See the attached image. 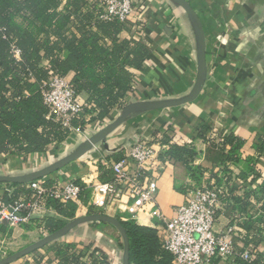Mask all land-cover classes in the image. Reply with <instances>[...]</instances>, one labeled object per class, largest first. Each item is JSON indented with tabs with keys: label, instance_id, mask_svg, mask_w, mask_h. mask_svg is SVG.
I'll return each instance as SVG.
<instances>
[{
	"label": "crops",
	"instance_id": "1",
	"mask_svg": "<svg viewBox=\"0 0 264 264\" xmlns=\"http://www.w3.org/2000/svg\"><path fill=\"white\" fill-rule=\"evenodd\" d=\"M187 1L197 12L206 36L209 76L200 96L182 107L133 114L104 142L90 150L95 153L98 149L96 163L92 160L87 166L81 162L90 153L88 152L62 172L53 175H57L58 181H64L75 180L77 176L82 178L90 173L99 181L96 166L98 161L111 165L118 161L116 159L120 150H128L140 139L146 140L159 135L169 137L173 143L195 148L199 156L193 166L202 168V176L197 183L184 164L173 162L165 166L156 196L161 211L168 218H174L176 209L185 204L186 186H210L213 181L219 180L222 185L221 177L228 175L231 197L218 212L215 232H224L236 224L239 236H243L241 239H235L236 251L243 252L248 249L245 242H249L251 247L254 239H257L260 240L259 251L264 255V233H259L256 222L262 219L264 212L250 202L248 206L243 202H236L242 201L246 191L254 188L251 181L255 175L250 172L249 160L256 161L255 173L264 179V0ZM92 2L95 3L96 0ZM135 4L141 9L139 22L144 26L145 36L151 46V56L143 69L134 71V91L126 97V102L130 104L177 100L188 96L195 84L198 70V39L194 25L185 11L171 0H135ZM128 26L121 34L123 40L131 39ZM134 27L132 26V30L136 31ZM134 39H138V36ZM87 99L84 94L80 96V102L83 104H86ZM118 111L120 110H114L104 123L117 120L119 116H115ZM96 124L97 130L93 132V136L100 131L99 126L103 123L88 125L90 128ZM84 133L72 132L65 143L52 145L45 154H0V176H23L54 164L64 158L63 155L71 153L80 142L85 141ZM222 133L234 134L245 142L240 163L228 162L226 166H219L222 155L200 137L205 136L212 142L218 140ZM71 167L79 168L73 172ZM222 173L224 174L221 175ZM49 179L52 180L53 177ZM260 182L257 181V185ZM3 195L1 188L0 196ZM89 202H83L84 206L81 208L89 210ZM81 208H78L77 214ZM122 208H125L124 204ZM106 211L111 217L129 218L128 214L117 206ZM48 216L57 217L58 214L51 209ZM236 218H239V223H236ZM248 223L252 224L251 230L246 228ZM137 224L156 230L161 241L164 226L158 220L142 218ZM28 225L24 226L26 228H22L23 225L18 226L14 230L15 234L30 240L32 235L27 230ZM81 227L84 226L78 228ZM78 228L65 236L68 243L95 241L93 247L103 251L113 264H121L124 249L118 239H115L116 236L112 237L114 234L109 236L105 234L106 231L100 232V229L88 233V228ZM243 232L246 235H243ZM37 242L38 239L31 240V244ZM39 252L38 258L31 256L34 257L32 261L28 257L13 264H57L55 254L49 247ZM216 261V264H245L237 257L228 261Z\"/></svg>",
	"mask_w": 264,
	"mask_h": 264
},
{
	"label": "trees",
	"instance_id": "2",
	"mask_svg": "<svg viewBox=\"0 0 264 264\" xmlns=\"http://www.w3.org/2000/svg\"><path fill=\"white\" fill-rule=\"evenodd\" d=\"M100 3L101 0L95 3L92 0H0L1 155L45 154L52 145H61L69 139L72 132L49 117L44 104L43 93L54 77L68 80L79 102L81 95L88 97L84 114L72 120V127L80 132L88 125L104 123L114 110H123L129 104L126 97L134 91V71L147 64L151 46L144 29L140 32L132 30L133 23L101 20L103 10ZM127 26L132 36L123 40L121 34ZM135 36L138 39H134ZM14 47L21 52L20 58L14 56ZM200 137L222 155L219 166H226L228 162L240 163L245 142L238 136L222 133L212 142L205 136ZM163 143L169 146V150L161 154V159L184 164L193 180L199 183L202 168L193 166L199 156L195 148L173 143L169 137H164ZM117 156L116 160H121L122 156ZM248 162L250 172L255 175L251 181L254 188L246 191L242 201L236 202H243L245 206L250 202L264 212V179L255 173L256 161ZM96 166L101 183L114 180L109 164L98 162ZM259 180L261 182L257 185ZM30 184L8 185L15 190L10 202L34 200ZM54 184L55 181L46 182L49 187ZM218 184L221 185L220 180ZM85 196L83 202L87 204L89 195ZM48 206L61 217L48 216L42 220L45 230L51 234L63 228L67 221L76 219L78 206L75 203L64 205L50 200ZM100 212L97 207L89 206L90 215L102 214ZM117 219L129 240L130 264H173V256L163 249L156 230L139 226L123 216ZM40 221L33 219L34 223ZM256 222L261 224L263 220ZM91 225L97 229L106 224ZM8 226L0 224V233L9 234ZM246 228L251 230L252 224L248 223ZM259 242L257 239L252 242L255 253L252 264H264ZM121 246L124 249L123 243ZM48 247L55 254L57 264H102L109 260L97 248L79 251L76 246L59 245L58 242ZM245 247L250 248V243L245 242ZM39 251L32 255H38Z\"/></svg>",
	"mask_w": 264,
	"mask_h": 264
},
{
	"label": "built area",
	"instance_id": "3",
	"mask_svg": "<svg viewBox=\"0 0 264 264\" xmlns=\"http://www.w3.org/2000/svg\"><path fill=\"white\" fill-rule=\"evenodd\" d=\"M100 7L103 10L101 20L131 22L137 32L144 29L139 22L141 9L136 6L135 0H101ZM13 54L16 58L21 56V52L15 47ZM46 87L43 97L49 117L71 132H80L72 127V120L84 114L85 106L78 101L71 83L65 78L54 77ZM163 141L164 136H154L136 141L128 150H120L121 160L110 165L114 180L109 183L94 180L89 186H81L75 180L67 179L55 181L56 184L49 187L46 185L47 181L40 180L29 186L35 194L34 200L15 199L11 202L10 198H14L15 190L3 187L4 195L0 196V224L18 227L29 224L34 218L46 217L51 210L48 206L50 200L64 205L75 203L81 208L84 206L83 198L88 194L89 206L103 211L117 206L128 214L129 218L125 220L136 223L142 218L158 220L164 226L161 239L163 249L173 256V264H213L215 260L228 261L235 257L246 264H252L255 259L252 247L243 252L235 249V239L243 237L239 236L236 224L224 232H215L218 212L231 197L228 175L221 177L222 185L213 181L210 186H186L185 204L176 209L174 218H168L161 211L156 198L159 180L164 167L173 163L170 159H161V154L169 150V146ZM7 199L10 209L6 207ZM261 214L260 211L259 216ZM238 220L236 218V223H239ZM261 220L263 222L257 225L264 233V215ZM243 235L246 233L243 232ZM102 264L113 262L109 259Z\"/></svg>",
	"mask_w": 264,
	"mask_h": 264
},
{
	"label": "water",
	"instance_id": "4",
	"mask_svg": "<svg viewBox=\"0 0 264 264\" xmlns=\"http://www.w3.org/2000/svg\"><path fill=\"white\" fill-rule=\"evenodd\" d=\"M171 1L185 11L190 21L194 25L198 39L197 78L190 94L182 99H177V100H158V101L130 103L123 109L122 115L117 120H115L113 123L103 128L100 132L92 136L89 140L85 141L71 154L67 155L66 157L62 158L61 160H58L54 164L42 170L34 171L32 173L23 176H0V185H5V184L22 185V184H29L35 181L43 180L63 170L71 163L81 159L85 154L90 152V150L93 147L104 142L112 133H114L120 126H122L133 114L142 113V112H154L164 109L182 107L184 105L194 102L200 96L204 88V85L208 79L205 31L203 29L201 20L197 12L193 9L191 4L187 0H171ZM6 207L10 209L8 199L6 200ZM92 223L108 224L114 227L121 234L124 245L123 264H130L129 240L124 228L122 227L121 223L117 218L104 214L88 215L81 218H76L70 221L69 223H67L60 230L48 235L47 237L41 239L37 243L21 250L20 252L13 254L12 256L0 261V264H13L59 241L77 227L84 224H92Z\"/></svg>",
	"mask_w": 264,
	"mask_h": 264
},
{
	"label": "rangeland",
	"instance_id": "5",
	"mask_svg": "<svg viewBox=\"0 0 264 264\" xmlns=\"http://www.w3.org/2000/svg\"><path fill=\"white\" fill-rule=\"evenodd\" d=\"M208 76H209V72H208ZM122 112H123V110H120V111H118V113L116 114V116L115 117H120L121 115H122ZM118 119V118H117ZM113 120H115V119H113ZM112 122V121H111ZM110 121L108 122V123H103V125H100L99 127L100 128H105L106 126H108L110 123H111ZM99 125V124H98ZM97 130V124L95 125V126H93L92 125V127H90V128H88V126L85 128V133L84 132H79V133H84L83 135V140H85V141H87V140H89V138L88 137H90L92 134H93V132H95ZM73 133H76V132H73ZM93 136V135H92ZM91 136V137H92ZM84 141V142H85ZM83 142V143H84ZM81 144H79L76 148H74L73 150H72V152H74L80 145H82L83 143L82 142H80ZM101 146V145H100ZM94 148V147H93ZM71 152V153H72ZM71 153H69V154H71ZM68 154V155H69ZM97 154H98V149L97 150H95V153H92V152H90V153H88L83 159H82V161L81 162H83V164H87V166L88 165H90V164H88V163H91V161L93 160V162H95L96 163V156H97ZM67 154H65V155H63L62 157H65ZM80 162V163H81ZM99 162V161H98ZM82 163H81V165H83ZM76 166V165H75ZM67 168V167H66ZM66 168H64L63 170H65ZM72 168V170H73V172H76L77 170H78V168L79 167H71ZM63 170H61V171H59V172H62ZM59 172H57V173H55V174H58ZM238 172V170L236 171V173ZM53 177V179L51 180V179H49V178H52ZM52 177H47L46 179H43V181H46V180H48V181H58V179H56V177H57V175H52ZM74 180V179H73ZM94 180H95V178L93 177V175L92 174H90V173H88V176H85V177H82V178H80V177H76V179H75V181H79L80 183V185L81 186H89V185H91L93 182H94ZM47 181V182H48ZM5 186H7V187H10V186H8V185H0V189L1 188H3V187H5ZM11 188H13L12 186H11ZM90 196V195H89ZM78 211V210H77ZM100 213H102V214H104V215H107V211L106 210H101V212ZM48 214V213H47ZM88 215H90L89 214V210L88 209H86V210H84L83 208H81V211L80 212H78V214L76 215V218H81V217H84V216H88ZM118 217V216H117ZM116 217V218H117ZM38 218V217H37ZM40 218V222H33V220H32V222H30L29 223V225H28V228H27V230L29 231V233H30V235H32V236H30L31 237V239L29 240L28 239V237H21L20 235H16L15 234V232H14V230L17 228V227H10V226H8L7 227V229L9 230V234H2V233H0V261H2V260H4V259H6V258H8V257H10V256H12L13 254H16V253H18V252H20L21 250H23V249H25V248H27V247H29V246H31V245H33V244H31V240L32 239H38V241H40L41 239H43V238H45V237H47L48 235H50L51 233H49L48 231H46L45 230V227H44V220H45V218H47V216L46 217H39ZM55 218H61L59 215L57 216V217H55ZM115 218V217H114ZM35 219V218H34ZM43 220V221H42ZM68 223L70 222V221H67ZM93 224V223H92ZM25 225H23V227L22 228H26V227H24ZM82 226H84V227H81V228H78L79 230H84V229H82V228H88V233H91V232H94L96 229L95 228H92V227H90V226H92L91 224H85V225H82ZM99 226V225H98ZM77 229V230H78ZM98 229H100L101 231L100 232H105V234H109V236H111V234H114L112 237H114V236H116V240L118 239V241H119V243L121 244V243H123L122 242V240L120 239V238H122L121 237V234L114 228V227H112V226H110V225H100V227L99 228H97V230ZM108 236V237H109ZM119 236V237H118ZM110 238V237H109ZM58 242V244L59 245H68V244H70V245H73V246H76L77 247V250H79V251H81V250H85V249H89V250H92L90 247H92V248H97V247H93L94 246V244H96V242L95 241H91V240H89V241H85V240H83V241H79V242H76V243H68L69 241H68V239L67 238H62V239H60L59 241H57ZM50 246V245H49ZM89 247V248H88ZM41 251V250H40ZM40 254V252L38 253V255ZM38 255H35V257H37L38 258ZM32 255H30V256H28L30 259H31V261L34 259V257H31ZM28 257H25V259L24 260H26ZM121 264H123V261L121 262Z\"/></svg>",
	"mask_w": 264,
	"mask_h": 264
}]
</instances>
